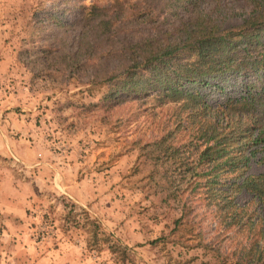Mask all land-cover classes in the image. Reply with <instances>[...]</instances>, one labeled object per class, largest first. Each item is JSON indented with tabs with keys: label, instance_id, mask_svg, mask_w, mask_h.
<instances>
[{
	"label": "rangeland",
	"instance_id": "374dc122",
	"mask_svg": "<svg viewBox=\"0 0 264 264\" xmlns=\"http://www.w3.org/2000/svg\"><path fill=\"white\" fill-rule=\"evenodd\" d=\"M59 2L74 8L64 20L80 18L84 5L108 8L127 30L115 36L120 42L162 33L191 14L186 0L179 9L177 1L158 0H0V168L21 175L15 205H6L11 211L3 205L9 187L0 185V264H214L205 243L221 232L220 223L197 196L189 202L196 210L175 229L179 209L160 191V176H149L157 168L146 145L175 128L174 106L102 105L107 85H91V71L48 55L62 49L47 37L52 27L41 30ZM199 5L217 9L223 25L242 22L254 6L251 0ZM188 136L185 129L176 133L178 142ZM250 171L264 173V152ZM91 220L100 224L97 236ZM114 241L121 251H113ZM232 241H222L227 252Z\"/></svg>",
	"mask_w": 264,
	"mask_h": 264
},
{
	"label": "trees",
	"instance_id": "16d2710c",
	"mask_svg": "<svg viewBox=\"0 0 264 264\" xmlns=\"http://www.w3.org/2000/svg\"><path fill=\"white\" fill-rule=\"evenodd\" d=\"M158 1L184 7L183 0ZM186 1L188 18L141 38L116 41L127 30L97 3L84 5L80 18L64 20L74 8L59 2L47 11L41 30L52 27L47 37L62 47L49 49V56L70 69L91 71V85H107L102 105L153 100L174 106L175 128L146 146L157 168L149 176H160V191L179 209L175 229L196 210L189 202L198 196L220 223L221 232L205 243L214 264H264V173L250 171L251 161L264 152V0H251L244 20L229 25L216 17L217 9L207 12L198 7L200 0ZM182 129L189 136L178 142ZM91 221L97 236L100 224ZM226 238L233 240L231 252L222 246ZM111 247L123 248L118 241Z\"/></svg>",
	"mask_w": 264,
	"mask_h": 264
},
{
	"label": "crops",
	"instance_id": "0c3cea01",
	"mask_svg": "<svg viewBox=\"0 0 264 264\" xmlns=\"http://www.w3.org/2000/svg\"><path fill=\"white\" fill-rule=\"evenodd\" d=\"M15 171L14 168H0V185H7L9 187V193L5 195V200H6V204L3 203V205H5V210H12V208H10V206H14L15 205V195L14 192H16V188L19 184H21V180L19 178H21L19 175L18 177H16L15 175H13V172ZM8 203L10 204V206H6L8 205Z\"/></svg>",
	"mask_w": 264,
	"mask_h": 264
}]
</instances>
